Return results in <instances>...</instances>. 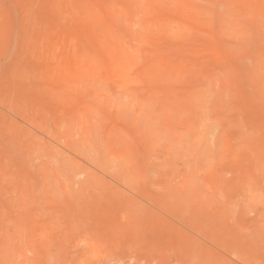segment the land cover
<instances>
[{"label":"rangeland","instance_id":"374dc122","mask_svg":"<svg viewBox=\"0 0 264 264\" xmlns=\"http://www.w3.org/2000/svg\"><path fill=\"white\" fill-rule=\"evenodd\" d=\"M0 264H264V0H0Z\"/></svg>","mask_w":264,"mask_h":264},{"label":"bare ground","instance_id":"6f19581e","mask_svg":"<svg viewBox=\"0 0 264 264\" xmlns=\"http://www.w3.org/2000/svg\"><path fill=\"white\" fill-rule=\"evenodd\" d=\"M134 9V8H133ZM136 10V9H135ZM137 32V31H136Z\"/></svg>","mask_w":264,"mask_h":264}]
</instances>
